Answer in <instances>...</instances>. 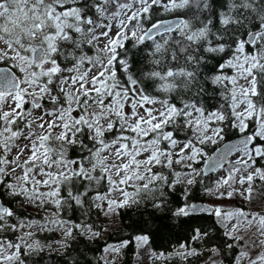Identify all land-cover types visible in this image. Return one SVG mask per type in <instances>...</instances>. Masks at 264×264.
<instances>
[{"label": "snow or ice", "instance_id": "obj_1", "mask_svg": "<svg viewBox=\"0 0 264 264\" xmlns=\"http://www.w3.org/2000/svg\"><path fill=\"white\" fill-rule=\"evenodd\" d=\"M130 247L264 264V0H0V264Z\"/></svg>", "mask_w": 264, "mask_h": 264}, {"label": "trees", "instance_id": "obj_2", "mask_svg": "<svg viewBox=\"0 0 264 264\" xmlns=\"http://www.w3.org/2000/svg\"><path fill=\"white\" fill-rule=\"evenodd\" d=\"M215 148H216V146H212L209 149V152H213L215 150ZM195 195L198 197V202L206 200L203 193L197 192V193H195ZM114 239H115V237L110 238V242H112V240H114ZM132 251H133V249L131 247L127 250L128 256L126 257V259L129 261V264H131V260H132V255H131Z\"/></svg>", "mask_w": 264, "mask_h": 264}, {"label": "rangeland", "instance_id": "obj_3", "mask_svg": "<svg viewBox=\"0 0 264 264\" xmlns=\"http://www.w3.org/2000/svg\"><path fill=\"white\" fill-rule=\"evenodd\" d=\"M206 198V200L205 201H208L210 198H208V197H205Z\"/></svg>", "mask_w": 264, "mask_h": 264}]
</instances>
